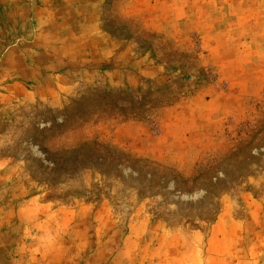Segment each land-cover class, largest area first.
I'll return each instance as SVG.
<instances>
[{
    "label": "rangeland",
    "instance_id": "374dc122",
    "mask_svg": "<svg viewBox=\"0 0 264 264\" xmlns=\"http://www.w3.org/2000/svg\"><path fill=\"white\" fill-rule=\"evenodd\" d=\"M0 264H264V0H0Z\"/></svg>",
    "mask_w": 264,
    "mask_h": 264
},
{
    "label": "crops",
    "instance_id": "0c3cea01",
    "mask_svg": "<svg viewBox=\"0 0 264 264\" xmlns=\"http://www.w3.org/2000/svg\"><path fill=\"white\" fill-rule=\"evenodd\" d=\"M173 6V5H172ZM173 8H174V6H173ZM177 8H178V6H177ZM174 14V13H173ZM181 17V16H180ZM177 17H175V16H169V14H167V16H166V20H167V22H169L170 24H173V23H176V22H178L177 21ZM181 19V18H180Z\"/></svg>",
    "mask_w": 264,
    "mask_h": 264
}]
</instances>
